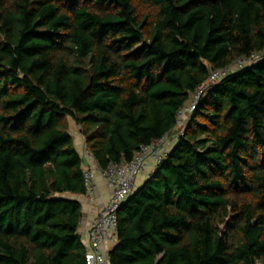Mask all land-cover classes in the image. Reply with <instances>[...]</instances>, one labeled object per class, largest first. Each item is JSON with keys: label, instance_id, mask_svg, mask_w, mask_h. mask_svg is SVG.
Instances as JSON below:
<instances>
[{"label": "trees", "instance_id": "16d2710c", "mask_svg": "<svg viewBox=\"0 0 264 264\" xmlns=\"http://www.w3.org/2000/svg\"><path fill=\"white\" fill-rule=\"evenodd\" d=\"M264 56V0H0V264H86L97 167L175 131L211 70ZM111 264L264 262V58L210 86L118 210Z\"/></svg>", "mask_w": 264, "mask_h": 264}, {"label": "built area", "instance_id": "2783aa9c", "mask_svg": "<svg viewBox=\"0 0 264 264\" xmlns=\"http://www.w3.org/2000/svg\"><path fill=\"white\" fill-rule=\"evenodd\" d=\"M262 58L264 56L254 54L249 58L236 61L227 68L211 70L206 82L198 88L191 100L177 112L175 131L149 146L141 147L129 163L123 165L110 164L106 169L100 170L93 155L86 148L84 156L86 166L83 169V174L87 193L92 194L95 190V176L97 174L102 177L111 191L106 204L86 226L87 239L84 243L86 264H111L106 246L116 243L117 213L120 206L132 193L135 180L149 168L152 170L166 157L169 148L183 134V127L189 115L195 110L201 98L205 96L207 89L218 83L225 75L253 65Z\"/></svg>", "mask_w": 264, "mask_h": 264}, {"label": "crops", "instance_id": "0c3cea01", "mask_svg": "<svg viewBox=\"0 0 264 264\" xmlns=\"http://www.w3.org/2000/svg\"><path fill=\"white\" fill-rule=\"evenodd\" d=\"M69 133L73 139L74 146L83 159V169L86 166L85 163V151H86V145H85V139L83 135L80 133L79 127L76 126L75 124L69 125ZM152 166L150 162V167ZM150 169V168H149ZM147 170L143 174H141L136 180H135V185L134 188L138 187L139 185L142 184V182L146 179L147 174L151 170ZM95 190L93 191L92 194H84L80 196H71L75 199H77L82 206V218L80 221V226H79V234L81 235V240L83 244L85 243L87 239L86 235V226L87 224L99 213L101 208L106 204L108 201L111 191L108 188L106 182L102 179V177L97 174L95 176ZM113 247V244H109L106 246L107 250L109 251Z\"/></svg>", "mask_w": 264, "mask_h": 264}, {"label": "rangeland", "instance_id": "374dc122", "mask_svg": "<svg viewBox=\"0 0 264 264\" xmlns=\"http://www.w3.org/2000/svg\"><path fill=\"white\" fill-rule=\"evenodd\" d=\"M70 125H72L73 126V123L72 122H70ZM142 176V175H141ZM134 185H135V183H134ZM257 264H264V262H258Z\"/></svg>", "mask_w": 264, "mask_h": 264}]
</instances>
